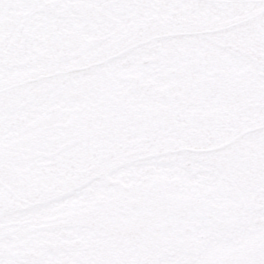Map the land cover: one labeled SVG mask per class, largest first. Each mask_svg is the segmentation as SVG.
<instances>
[{
    "label": "snow or ice",
    "instance_id": "1",
    "mask_svg": "<svg viewBox=\"0 0 264 264\" xmlns=\"http://www.w3.org/2000/svg\"><path fill=\"white\" fill-rule=\"evenodd\" d=\"M0 264H264V0H0Z\"/></svg>",
    "mask_w": 264,
    "mask_h": 264
}]
</instances>
